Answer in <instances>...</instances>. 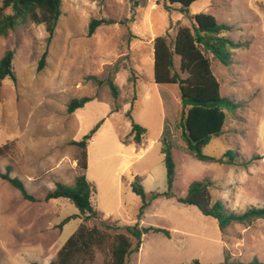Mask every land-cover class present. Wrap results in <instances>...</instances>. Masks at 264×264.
Segmentation results:
<instances>
[{
	"label": "rangeland",
	"instance_id": "374dc122",
	"mask_svg": "<svg viewBox=\"0 0 264 264\" xmlns=\"http://www.w3.org/2000/svg\"><path fill=\"white\" fill-rule=\"evenodd\" d=\"M181 8L167 0H61L50 42L45 25L32 21L0 36V58L14 49L16 75V83L8 78L0 83V145L8 144V152L0 155V171L10 166V175L37 199H24L0 178V264H49L82 222L96 225L109 242L115 233L125 231L115 225L139 222L141 246L129 256L128 264L194 260L219 264L230 253L236 260L264 262V232L258 233L259 224H251L245 232L247 225L233 224L222 233L216 219L177 200L186 195L191 182L210 179L212 202L218 200L236 212L248 205L264 206V0H198L184 12ZM198 12L231 25L230 37L242 44L229 65L203 49L221 95L238 107L226 111L222 133L213 136L202 152L218 159L232 150L236 164L196 159L176 127L177 85L153 81V39L165 36L172 46L177 29H192ZM93 18L112 22L88 35ZM44 52V65L38 69ZM173 68L186 76L179 70L177 55ZM109 80L117 87L116 97ZM83 96L92 99L68 113V102ZM100 121L87 146L85 172L95 187L90 201L99 219L84 221L69 199L43 198L55 182L73 183L71 165L80 151L73 141ZM132 121L145 128L139 144L133 142ZM165 142L175 165L171 188L163 160ZM76 169L77 174V165ZM135 179L149 199L139 220L142 200L130 187ZM167 191L172 195L152 198ZM68 216L72 218L60 226ZM152 227L167 230L169 236ZM108 260V247L96 249L91 264Z\"/></svg>",
	"mask_w": 264,
	"mask_h": 264
},
{
	"label": "trees",
	"instance_id": "16d2710c",
	"mask_svg": "<svg viewBox=\"0 0 264 264\" xmlns=\"http://www.w3.org/2000/svg\"><path fill=\"white\" fill-rule=\"evenodd\" d=\"M167 1L169 4H180L181 11L184 12L198 0ZM60 7L61 0H0V36L6 37L19 24L32 21L45 25V30L48 33L47 42H50L61 14ZM193 20L192 29L186 26L177 29L172 46L167 42L165 36H156L153 39V81L156 84H175L178 87L180 111L176 119V127L186 149L201 161L214 160L219 163L236 164V153L232 150L226 151L223 157L218 159L202 152V148L209 143L213 136L222 133L226 121V111H234L238 107V104L229 97L221 95L220 83L213 74L210 60L204 54L203 49L211 53L222 64L229 65L234 50L242 44L230 37L231 25L218 22L215 16L210 13L198 12L193 15ZM110 22L112 20L104 18L91 19L87 26V34L92 35L99 26ZM174 55L179 57V70L186 74L184 78L173 68ZM45 56L46 52L39 60L38 69L43 67ZM13 59L14 49H7L0 58V83L5 78L16 83ZM89 78L102 83L96 76ZM108 86L113 97H116L118 90L111 80L108 81ZM91 99L88 96L72 98L68 102L66 110L68 113H73ZM117 109L115 107L113 110ZM126 115L131 117L130 111ZM101 123L102 121L97 123L79 141H73V144L80 149L75 158L79 173L75 175L73 183L67 185L57 181L43 198L44 201L57 198L69 199L78 209V216H82L84 221L99 219L98 211L90 201L95 187L87 179L85 172L87 169V146ZM131 133L133 142L139 144L145 134V128L132 121ZM165 143L163 160L167 185L171 188L175 180V165L170 152V144ZM7 150V143L0 145V155L7 153ZM10 171L11 167L7 166L5 172L0 171V178L17 189L24 199L36 201V197L26 190L24 183L19 178L12 177ZM211 186L210 179L195 180L189 184L186 195L177 198V200L182 204L194 205L203 215L216 219L222 233L233 224L247 225L258 218H264V206L250 205L242 212H235L224 208L218 200L212 202ZM130 187L142 200L138 214L139 220L143 210L149 204V199L138 179L132 181ZM158 195L171 196L172 194L170 191L162 194L156 193L152 195V198ZM71 218L72 216L64 218L59 225L62 226ZM115 228H122L125 231L115 233L109 242V236L96 225L89 227L85 222H82L57 250L55 259L51 260L49 264H91L95 257V250H103L105 247L109 248V260L104 264H128L129 256L138 252L140 248L142 232L139 222L122 227L115 225ZM152 229L169 236V232L163 228L152 227ZM31 264L40 263L32 262ZM190 264L200 263L198 260H194ZM219 264H264V262H260L256 258L244 262L232 259L230 255L226 254L224 261Z\"/></svg>",
	"mask_w": 264,
	"mask_h": 264
},
{
	"label": "crops",
	"instance_id": "0c3cea01",
	"mask_svg": "<svg viewBox=\"0 0 264 264\" xmlns=\"http://www.w3.org/2000/svg\"><path fill=\"white\" fill-rule=\"evenodd\" d=\"M87 156H88V152H87ZM76 165H77V163H76V160L74 159L73 162H72V165H71V166H72V181H73V179H74V177H75V174H76V172H77V171H76V170H77V169H76ZM87 167H88V160H87ZM65 184H66V183H65ZM248 206H250V205H248ZM248 206H247V207H248ZM253 206H254V205H253ZM259 207H260V206H259ZM233 211H234V210H233ZM235 212H236V211H235ZM239 212H242V211H239ZM262 220H264V218H258V219H256V220H254L253 222H251L250 224H247V226L244 227V230H243V231L245 232V231L249 230V229L251 228V226H252L251 224H259V226H261L260 228H261L263 231L260 230L258 233H260V232L263 233V232H264V225L262 224V222H263ZM258 233H257V234H258ZM141 241H142V238H141ZM254 241H255V240L252 239V242H254ZM140 246H141V244H140ZM237 246L240 247V246H241V243L238 242V243H237ZM254 248H255V247H254ZM230 255L233 256L232 253H230ZM232 259H234V258L232 257ZM256 259H257V258H256ZM257 260L260 261V262H262V261L259 260V259H257Z\"/></svg>",
	"mask_w": 264,
	"mask_h": 264
},
{
	"label": "water",
	"instance_id": "95a60500",
	"mask_svg": "<svg viewBox=\"0 0 264 264\" xmlns=\"http://www.w3.org/2000/svg\"><path fill=\"white\" fill-rule=\"evenodd\" d=\"M146 229H144V231H145Z\"/></svg>",
	"mask_w": 264,
	"mask_h": 264
}]
</instances>
